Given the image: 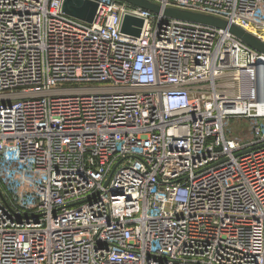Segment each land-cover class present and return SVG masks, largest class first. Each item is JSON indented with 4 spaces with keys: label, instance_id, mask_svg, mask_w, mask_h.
<instances>
[{
    "label": "built area",
    "instance_id": "obj_1",
    "mask_svg": "<svg viewBox=\"0 0 264 264\" xmlns=\"http://www.w3.org/2000/svg\"><path fill=\"white\" fill-rule=\"evenodd\" d=\"M84 1L0 0V264H264V55ZM147 1L264 43V0Z\"/></svg>",
    "mask_w": 264,
    "mask_h": 264
},
{
    "label": "water",
    "instance_id": "obj_2",
    "mask_svg": "<svg viewBox=\"0 0 264 264\" xmlns=\"http://www.w3.org/2000/svg\"><path fill=\"white\" fill-rule=\"evenodd\" d=\"M119 1L127 3L134 7L141 8L155 15L162 14L166 18L183 21V22L206 25L216 29L225 30L231 35L235 36L238 40L243 42L251 49L264 55V43L256 36L252 35L251 33L245 31L241 27L236 26L234 24H230L228 22H225L223 20L211 16L195 14L177 9L168 8L162 10L159 6L147 0H119ZM62 10L63 13L66 14L67 16H70L72 18L90 24L93 22L95 18L97 5L93 2L84 1V0H64L62 5ZM131 25H133L134 28H131ZM141 26H142L141 20L126 16L123 19L121 32L123 34H128L133 37H139Z\"/></svg>",
    "mask_w": 264,
    "mask_h": 264
},
{
    "label": "rangeland",
    "instance_id": "obj_3",
    "mask_svg": "<svg viewBox=\"0 0 264 264\" xmlns=\"http://www.w3.org/2000/svg\"><path fill=\"white\" fill-rule=\"evenodd\" d=\"M250 123L248 121H230L229 127L225 130L228 136H238L244 137L245 134L248 135V130Z\"/></svg>",
    "mask_w": 264,
    "mask_h": 264
}]
</instances>
